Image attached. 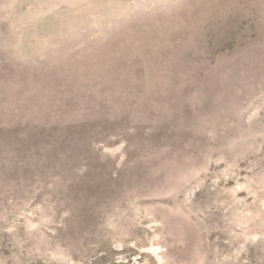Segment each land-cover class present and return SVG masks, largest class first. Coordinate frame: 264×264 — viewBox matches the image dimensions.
<instances>
[{"label":"rangeland","instance_id":"obj_1","mask_svg":"<svg viewBox=\"0 0 264 264\" xmlns=\"http://www.w3.org/2000/svg\"><path fill=\"white\" fill-rule=\"evenodd\" d=\"M0 264H264V0H0Z\"/></svg>","mask_w":264,"mask_h":264}]
</instances>
